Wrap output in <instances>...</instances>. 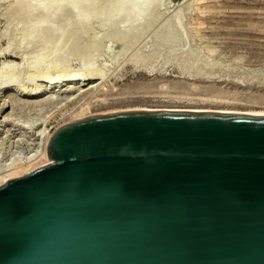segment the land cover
<instances>
[{
    "label": "water",
    "instance_id": "1",
    "mask_svg": "<svg viewBox=\"0 0 264 264\" xmlns=\"http://www.w3.org/2000/svg\"><path fill=\"white\" fill-rule=\"evenodd\" d=\"M47 156L0 186V264H264V114L92 115Z\"/></svg>",
    "mask_w": 264,
    "mask_h": 264
},
{
    "label": "rangeland",
    "instance_id": "2",
    "mask_svg": "<svg viewBox=\"0 0 264 264\" xmlns=\"http://www.w3.org/2000/svg\"><path fill=\"white\" fill-rule=\"evenodd\" d=\"M146 1L0 0V175L42 150L37 132L92 115L264 110V0L158 1L142 16ZM67 71L101 87L26 95Z\"/></svg>",
    "mask_w": 264,
    "mask_h": 264
},
{
    "label": "bare ground",
    "instance_id": "3",
    "mask_svg": "<svg viewBox=\"0 0 264 264\" xmlns=\"http://www.w3.org/2000/svg\"><path fill=\"white\" fill-rule=\"evenodd\" d=\"M133 1H135V0H133ZM156 2H158L159 5L161 6L163 4V2H167V0H165V1L164 0H157ZM156 2H155V4L153 2V6H156ZM166 5H168V2H167ZM153 6H152V4H150V2H147L146 1V3H144V8L142 9V13L140 12V14H142V16L144 14H147L149 12V10L151 9V7H153ZM199 25L201 26L202 25V22H200L198 24V26ZM87 73L86 72H83V73H79V74H74V73H70V71L69 72L67 71L66 73H64V74L62 73L61 75H58V76H56L54 78H49L47 76V74L44 75V74L40 73V75L38 77L36 76L37 79H40L41 82H47V81L49 82L50 81V83H49L50 85L49 84H48L49 86H47V85L46 86H43V84L42 85H39L36 88H33V89L27 91L26 92V95L27 96H30V97L41 96L43 94V92L48 91L49 88L51 86H53V85H61V84H64V83H67V85H68V84H71L74 81H78V84H79L78 87L71 86V85H68V86L66 85L67 86L66 89H64V90L61 89L62 92L67 93L69 95L70 94L73 95V93H75L76 91H78L80 93V95L77 94L78 97L81 96V95H85L86 93L94 92V89H96L98 87H101V85L99 86V84L98 85L95 84V81L99 80V78H97V79L91 78V77H93L92 76L93 74L91 75L90 72H87ZM98 77H99V75H98ZM89 84H90V86H89ZM87 85L89 87L86 90H83V87H85ZM61 88H63V87H61ZM136 110H148V109L147 108H136ZM172 110H177V111H203V112H206V111L207 112H210L211 111V112H215V111L211 110L210 107H209L208 110H202V109H198V108H193V109H187L186 108L185 110H181V109H178V108L177 109L176 108H173ZM220 111H222V112H231V111H234V110H231V109L229 110L227 108L226 110L224 109V110H220ZM217 112H218V110H217ZM245 113H247V114H264V110H261V109H259V110L250 109V110L245 111ZM37 133H38V137L40 139L43 138L42 141L40 140L41 141V148H42V150L40 152L38 151L40 154L37 152L36 155H33L30 158L28 157V159H29L28 161H26V162L25 161L24 162L21 161L20 163H18V165H16L15 167L11 168L10 170L7 169V170H9L8 173H5L4 175L3 174L0 175V186L2 184H4L8 179L22 176V175H24L26 173H29V172H31L33 170H36V169L40 168L41 166H43L45 164H48L50 162L49 159H48V156H47V147H48V145L50 143V140L53 137V133H51L50 131H48L47 128H44L43 130H41L40 132H37Z\"/></svg>",
    "mask_w": 264,
    "mask_h": 264
}]
</instances>
